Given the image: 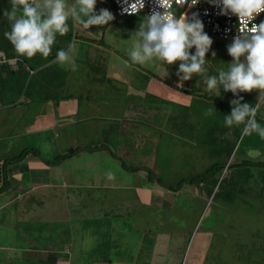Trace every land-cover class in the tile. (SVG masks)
<instances>
[{
	"label": "crops",
	"instance_id": "0c3cea01",
	"mask_svg": "<svg viewBox=\"0 0 264 264\" xmlns=\"http://www.w3.org/2000/svg\"><path fill=\"white\" fill-rule=\"evenodd\" d=\"M117 19L127 20L123 15ZM102 39L75 47L70 53L75 71L71 63L54 62L58 50L67 51L66 46H52L47 58L39 53L20 56L12 44L0 47L10 59L0 66L5 80L18 74L24 78L27 106L44 100L25 129L39 142H5L0 148V163L26 150L6 166V186L0 191V238L7 243L0 242V248L20 254L24 261L160 264L157 258L166 254L168 241L157 234L161 232L155 229V212L163 211L166 223L179 207L173 198L199 192L159 183L136 187L127 180L141 172L150 182L159 157L173 150V142H158L155 128L162 122L169 131L182 128L183 119L176 116L181 117L187 106L185 91H191L188 85L195 78L181 82L179 77L167 80L166 71L152 74L128 57L132 45L124 48L122 57L119 48ZM163 66L179 67V62ZM139 98L151 109L142 111L136 104ZM156 100L165 106L154 105ZM157 116L162 120L158 124ZM138 211L136 233L128 236L123 232L126 214ZM177 213L185 215L184 209ZM7 227L11 231H5Z\"/></svg>",
	"mask_w": 264,
	"mask_h": 264
},
{
	"label": "rangeland",
	"instance_id": "374dc122",
	"mask_svg": "<svg viewBox=\"0 0 264 264\" xmlns=\"http://www.w3.org/2000/svg\"><path fill=\"white\" fill-rule=\"evenodd\" d=\"M66 3L71 4L73 0H66ZM10 8V0H0V38L3 47L6 48H9L11 43L5 38L4 33L11 30V24L3 16V12ZM102 8L109 10L114 17L109 24L91 26L85 30L69 18L68 33L63 36L57 33L53 45L68 48L74 40L77 46L84 42L99 41L103 37L104 44L116 46L119 48V54L124 57V48L134 46L138 39L136 30L147 15H123L127 20L121 21L117 19L118 15L110 0H97L96 12L99 13ZM204 31L213 40L206 54L208 60L204 65L207 69L206 75H218L219 70H227V64L232 61L227 51L232 41L217 39ZM117 52L112 54L116 56ZM126 52L130 53V51ZM190 52L195 54V48L193 47ZM213 52L216 53L215 57L212 56ZM3 54L4 52L0 50V66L4 67L8 62L2 61ZM128 57L130 58V55ZM156 63L158 65H155ZM164 64L153 59L140 65L156 75L166 71L165 75L170 77L167 80L171 77L172 80L177 79L176 73L179 67H164ZM2 74L0 72V76ZM19 77L18 74L8 76L7 80L4 76L0 79V148L5 142H39L36 134L28 135L25 129L44 100L39 99L38 102L27 106V101L23 97L27 83L24 78ZM193 77L195 82L188 85L192 88L191 91H185L187 101L183 100L188 107L183 109L181 117L176 116L183 119L182 128L175 127L169 131L168 125L163 129L164 122L160 127L155 128L159 135L158 142L162 140L173 142L174 151L162 153L159 157L160 161L155 168H152L154 171L150 175V182L145 177L147 173L141 172L136 173L134 178L127 179L136 182V187L152 185V183L177 187L183 181L178 187L199 189V192H183L173 198V202L179 207L172 213L173 217H167L166 223L163 222V211L155 212L157 215L155 229L161 232L157 234L165 235L164 238L168 241L166 254L160 253L157 261L160 264H164V261L171 264L180 262L181 264H264V139L253 133L241 140L243 125L226 127L224 116L230 114L232 107L230 102L237 97L230 91L225 92L219 85L216 89L209 90L201 75L194 74ZM239 95L243 97L242 102L253 106L259 103L256 120L264 126V102H259L258 93L253 91ZM112 101L111 99L110 106ZM155 102L157 103L153 104L159 105L158 107L165 106L158 104L159 100ZM10 103L12 105H9ZM148 103L140 98L136 100L142 111L151 107ZM210 108L213 109L212 113L206 115ZM156 120L157 124L162 121L159 116ZM179 142L183 143L177 145ZM249 148L259 149L261 157H249L247 152ZM0 157H2L1 149ZM165 160L172 161L165 162ZM118 169L120 170V167L117 165L114 171L117 173ZM212 187H219V190H211ZM156 199L160 200L159 197ZM168 202L170 201H165ZM181 209H184L183 216L177 213ZM136 213L141 212H131L130 216L126 214V226L124 225L123 232L128 236H132L128 232L136 233V226H133L136 222L134 218ZM5 231L9 232L11 228L7 227ZM0 242L6 243L1 238ZM129 260L132 259L128 258L127 261ZM30 261H24L20 254L14 255V251L0 248V264H35L33 260Z\"/></svg>",
	"mask_w": 264,
	"mask_h": 264
},
{
	"label": "clouds",
	"instance_id": "9594fccd",
	"mask_svg": "<svg viewBox=\"0 0 264 264\" xmlns=\"http://www.w3.org/2000/svg\"><path fill=\"white\" fill-rule=\"evenodd\" d=\"M177 4L187 0H175ZM199 0H192L189 7ZM220 8L221 15H235L238 18V35L227 47L232 57L227 70H219L218 75H206L204 67L206 54L213 43L204 31L203 22L193 13L189 18L183 13L176 18L171 11L172 0H156L164 11L153 10L140 22L136 30L137 40L130 51L133 63L144 64L157 59L167 65L179 62L176 75L180 81L190 80L194 74L201 75L209 90L219 85L225 92H231L236 99L231 103V112L224 116V125L228 128L243 125L241 140L253 133L264 139V126L256 120L259 103L255 106L242 102L240 93H258L259 102H264V21L253 23L257 16L264 13V0H209ZM11 8L5 9L3 16L11 24V30L5 31V38L14 46L16 53L28 58L37 53L47 58L56 41V34L61 36L69 31L68 20L88 30L91 26H104L114 17L107 9L96 12L97 0H10ZM144 7V0H135L129 7V14H138ZM73 41L68 50H58L55 63H71L76 70L70 53L75 49ZM195 48V54L190 50ZM213 52L212 56L215 57ZM213 109L207 110L210 115ZM249 157H261V151L255 148L247 150Z\"/></svg>",
	"mask_w": 264,
	"mask_h": 264
},
{
	"label": "built area",
	"instance_id": "2783aa9c",
	"mask_svg": "<svg viewBox=\"0 0 264 264\" xmlns=\"http://www.w3.org/2000/svg\"><path fill=\"white\" fill-rule=\"evenodd\" d=\"M114 6V10L117 15H135L129 14V7L135 0H110ZM192 0L177 4L175 0H172L171 11L176 18H180L183 13H186L190 18L193 13L198 15V18L203 22L204 30L209 32L212 36L220 40H231L238 35V18L235 15H221L220 8L210 3L209 0H199V2L192 7ZM163 12L162 8L156 4V0H144V7L138 14L150 15L153 10ZM264 21V13H261L253 23L257 25ZM3 62H10L9 58H6L3 54Z\"/></svg>",
	"mask_w": 264,
	"mask_h": 264
},
{
	"label": "trees",
	"instance_id": "16d2710c",
	"mask_svg": "<svg viewBox=\"0 0 264 264\" xmlns=\"http://www.w3.org/2000/svg\"><path fill=\"white\" fill-rule=\"evenodd\" d=\"M3 42H2V39L0 38V47L2 48L3 47ZM53 47H55L54 45H53ZM3 50V49H2ZM5 50H3V52H4ZM4 54H5V52H4ZM25 152H26V150H23V151H21L19 154H17V155H15V156H13V157H11L10 159H8V158H6L2 163H0V191H2V190H4L5 189V186H6V184H5V182L7 181L6 180V177H7V172H6V166L8 165V163L9 162H11L12 160H17V159H20V158H22V156L25 154ZM193 180V179H192ZM181 182H183V181H181ZM180 182V183H181ZM180 183L178 184V185H180Z\"/></svg>",
	"mask_w": 264,
	"mask_h": 264
}]
</instances>
